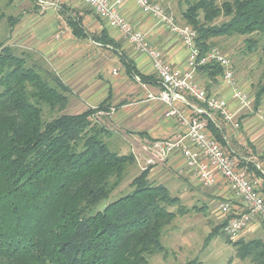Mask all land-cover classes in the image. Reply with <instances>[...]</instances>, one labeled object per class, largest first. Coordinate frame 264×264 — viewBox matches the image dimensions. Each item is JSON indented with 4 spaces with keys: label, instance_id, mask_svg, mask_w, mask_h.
Here are the masks:
<instances>
[{
    "label": "trees",
    "instance_id": "1",
    "mask_svg": "<svg viewBox=\"0 0 264 264\" xmlns=\"http://www.w3.org/2000/svg\"><path fill=\"white\" fill-rule=\"evenodd\" d=\"M31 1L36 6L39 0ZM186 1L189 8L183 17L197 32L202 54L210 50L213 38L264 35V0H230L220 8L214 0ZM222 12L230 20L211 26ZM8 20L12 26L17 22ZM68 24L77 37L87 36L80 19H69ZM92 39L119 47L106 31ZM246 44L251 50L255 42L249 39ZM122 60L126 74L138 77L142 85L160 81L156 75L141 73L130 59ZM28 63L11 46L0 43V264H150L149 257L166 254L163 233L190 209L165 185L150 181L152 166L133 179L128 194L93 212L136 164L133 154L113 152L103 140L105 129L93 123L94 114L110 112L111 94L94 109L45 121L44 107L63 112L71 89L57 74ZM198 72L219 82L224 69L212 64ZM206 90L211 96L210 88ZM263 97L264 85L256 92L254 109H259ZM187 100L208 112L192 115L206 123L210 135L236 158L238 168L264 195V171L245 159L247 153L243 158L235 153L239 146L232 141L234 148L226 129L216 124L217 119L226 123L223 117L196 99ZM226 223L215 233H222ZM232 245L239 259L264 264L262 239Z\"/></svg>",
    "mask_w": 264,
    "mask_h": 264
},
{
    "label": "crops",
    "instance_id": "2",
    "mask_svg": "<svg viewBox=\"0 0 264 264\" xmlns=\"http://www.w3.org/2000/svg\"><path fill=\"white\" fill-rule=\"evenodd\" d=\"M111 1L112 3L120 1L116 6L122 16L146 35L150 43L162 53L166 62L182 71L188 69L187 59L190 52L167 27L152 16L143 13L136 0ZM38 2V7L33 3L29 4L31 8L35 7L36 12L26 11L28 15L24 16L18 25L20 27L16 28L15 32L25 36L23 40L31 37L32 51L50 54L54 71L57 72L56 76L62 78L69 87L71 86L69 83L72 82L78 85L83 83L81 96L91 103L99 105L111 94L110 112L116 115L117 124L124 128H131L135 134H143L149 141L185 136L184 129L180 128L175 119L166 116L167 105L157 99L160 92L164 90L162 82L142 85L141 81L132 79L126 74L123 58L133 61L144 75H156L149 57L137 52L118 30H113L106 22L99 19L82 0H39ZM77 18L82 21L86 37L79 38L74 35L68 24L69 19ZM62 19L65 24L63 27L60 23ZM104 31L119 44V47L103 45L92 39L93 35L100 36ZM114 71L118 74L114 75ZM122 75H124L123 78H121ZM197 80L198 84L204 88L209 87L212 94L225 98L230 110L236 111L239 108L238 102L233 98L232 88L224 85L222 79L214 82L206 74L198 72ZM147 98L150 99L147 100ZM145 99L149 103L141 107ZM249 110L243 111L241 117ZM240 123L242 132L238 131L240 128H234L231 123L227 124L226 138L230 140L234 148L237 145L245 148L249 142L256 145L257 137L250 135L253 134L252 127H256L255 130H257L262 127L261 123H254L256 124L254 125L247 119H243ZM260 133L259 131L257 134ZM232 141L236 143V146ZM247 153H252L251 149L247 148ZM139 154L137 161L139 163L143 161V165L146 166V156L141 152ZM245 159L251 162L250 158ZM153 177L157 179V184L165 185L171 194L178 196L182 202L203 198L217 217L220 215H223V218L229 215L237 217L245 211L243 202L229 191L222 178L217 177V183L213 187H203L185 166L178 152L172 155L165 165L161 163L153 167L149 179ZM200 188L204 192H201ZM222 205H227L228 210L222 209ZM246 229L244 237L249 236L254 237L251 239L264 241V225L261 221H252Z\"/></svg>",
    "mask_w": 264,
    "mask_h": 264
},
{
    "label": "rangeland",
    "instance_id": "3",
    "mask_svg": "<svg viewBox=\"0 0 264 264\" xmlns=\"http://www.w3.org/2000/svg\"><path fill=\"white\" fill-rule=\"evenodd\" d=\"M150 1L163 6L169 14L173 15L177 24L187 25V22L183 17L184 13L189 8V4L186 0ZM214 2L216 6L220 8L224 3L230 2V0H214ZM31 3V0H0V15H4V18L0 20V43L11 46L14 53L19 56L26 57L29 65L36 64L41 70L47 72L52 71L55 73L50 54H45L42 51H32V49H30L32 46L31 37L23 40L25 36L20 34L18 35L15 32L16 28L20 27L18 25L24 16L28 15L26 11L36 12L34 9L35 7L31 8V5H29ZM38 5L39 2L37 3V7ZM198 16L199 20L204 23L203 12L199 11ZM9 18L17 20L14 26L10 25L11 21L8 20ZM229 20L230 17H227L224 12H222L221 16L217 18L211 26H220ZM60 23L62 27L65 25L63 19ZM249 39H252L255 42L251 50H249L246 44V41ZM209 43L210 50L215 49L219 51L222 56H226L231 62L238 87L246 93L251 94V110L247 111V113L243 115L244 118H242V120L247 119L250 123L253 122V124L261 123L262 126L257 130H255L256 127H252L253 134L250 136L257 137L256 145L249 142L245 148L240 146V150L239 148H235L234 151L235 153H238L240 157H243V155H245L244 153H247V148L251 149L252 153H247L245 158H250L253 163H256V165L264 171V97L259 109H254L256 92L259 90L260 86L264 85V54L262 51L264 48V35L255 34L251 37H219L211 39ZM123 77L124 75L121 76V78ZM109 78H112L111 75H109ZM69 85H71L69 88L71 89V92L68 94V106L63 112H53L47 107H44V114L42 117L45 121H51L61 114H79L87 109L90 110V108L94 109L97 107L98 104L91 103L81 96L80 92L83 83L78 85V83L72 82L69 83ZM149 99L150 98H147V100ZM147 100L145 99V102L143 101L141 107L148 105L149 101ZM108 114V112H99L94 114L95 116H93L92 119L93 123L99 128L103 127L105 129L103 140H105L109 148L113 152H117L119 154H133L134 152L139 154L141 145L149 140L145 139L143 134H135L131 131V128H124L123 126L117 124L115 120L116 115L114 113L110 112V114ZM216 121V124H218L222 129H226V123H223L219 119ZM238 131L242 132L243 130L240 128ZM259 131L261 133L257 134ZM133 155L135 156V154ZM137 160L138 159H136V164L134 166L128 168L121 185H119V187L110 195L108 199L93 209L94 213L103 210L108 204L118 200L123 197V195L128 194L131 190V182L143 170L149 168L150 166L157 167L161 164L156 163L150 166L146 164L145 166L143 165V161H141L140 164ZM163 165H165V162H163ZM156 180L157 179L154 177L150 178L151 182L157 184ZM200 191L204 192L203 189ZM196 199L197 198H194L193 201L190 199L184 202L181 201L185 208L190 209L189 213L185 216L178 217L170 226L166 228L165 233H163V244L166 248V254H158L149 257V263L187 264L189 262L196 261L201 264H253L249 259H239L237 257L236 246L232 245L239 240H243L245 243L254 240L251 239L254 237H249L248 235H246L248 237H244L248 226L241 231L238 236H231L225 231V228L232 217L230 215L229 217L231 218H223V215L217 217L216 213L211 212V206H209L203 198ZM201 206L203 210L198 211L197 208H201ZM193 207H196V209L192 210ZM174 210L176 211L177 207L174 206L172 211ZM225 223L226 226L223 228L222 233L219 232L216 234L215 232L220 231Z\"/></svg>",
    "mask_w": 264,
    "mask_h": 264
},
{
    "label": "built area",
    "instance_id": "4",
    "mask_svg": "<svg viewBox=\"0 0 264 264\" xmlns=\"http://www.w3.org/2000/svg\"><path fill=\"white\" fill-rule=\"evenodd\" d=\"M98 17L107 23L113 30L116 29L134 47V49L149 57L153 69L164 86L158 100L167 105L166 116L175 119L180 128L185 131L184 137L146 141L141 145L140 152L146 156V164L166 162L176 152L180 153L185 166L192 172L199 183L205 188L216 185L218 178L224 180L232 194L241 200L245 211L237 217H232L225 231L233 237L243 231L255 219L264 225V195L252 182L247 172L238 168L236 158L231 157L225 148L206 129V123L192 115L208 114L191 105L187 97L193 98L207 105L209 110L223 117L226 123H231L236 129L240 128L241 113L251 110L252 98L248 93L238 87L234 69L226 56L213 49L201 53L197 45V32L189 25H179L173 15L169 14L163 6L150 0H136L143 13L152 16L160 24L167 27L176 35L181 43L189 50L187 70L182 71L164 60L162 53L155 48L146 35L138 31L119 12L116 3L111 0H82ZM219 64L223 67L222 81L224 85L232 88L233 98L238 102L236 111L230 110L225 98L215 94H208L206 88L198 84V69L205 65ZM118 72L114 71V75ZM137 81H140L136 77ZM139 160V155L133 153ZM222 209L228 210L227 205Z\"/></svg>",
    "mask_w": 264,
    "mask_h": 264
}]
</instances>
